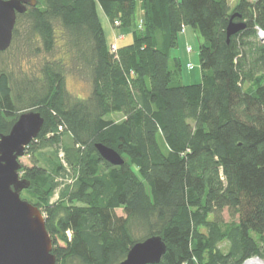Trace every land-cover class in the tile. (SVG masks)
<instances>
[{
    "label": "trees",
    "instance_id": "16d2710c",
    "mask_svg": "<svg viewBox=\"0 0 264 264\" xmlns=\"http://www.w3.org/2000/svg\"><path fill=\"white\" fill-rule=\"evenodd\" d=\"M97 5L131 28L116 57ZM232 15L244 27L227 39ZM20 19L49 58L15 77L0 68V135L27 109L44 118L19 172L56 264H116L152 235L166 250L147 264H264V0H37L14 34ZM184 25L198 37L197 83L170 59ZM70 74L88 91L71 93Z\"/></svg>",
    "mask_w": 264,
    "mask_h": 264
},
{
    "label": "water",
    "instance_id": "95a60500",
    "mask_svg": "<svg viewBox=\"0 0 264 264\" xmlns=\"http://www.w3.org/2000/svg\"><path fill=\"white\" fill-rule=\"evenodd\" d=\"M36 2L0 0V51L11 44L17 14L25 12L28 6H35ZM234 15L226 26L227 39L244 27L243 22L232 20ZM43 121L38 111L27 109L17 116L7 133L0 135V264H56L42 212L20 197V191L30 183L19 176V159L25 146L39 133ZM95 145L100 156L109 163H123L114 149L100 143ZM165 250L161 236L152 235L131 245L125 257L116 264L158 263Z\"/></svg>",
    "mask_w": 264,
    "mask_h": 264
},
{
    "label": "rangeland",
    "instance_id": "374dc122",
    "mask_svg": "<svg viewBox=\"0 0 264 264\" xmlns=\"http://www.w3.org/2000/svg\"><path fill=\"white\" fill-rule=\"evenodd\" d=\"M252 1V0H250ZM237 2V0H228L229 6L232 8L234 4ZM102 9L97 5V12L100 13V18L104 19L107 26H110V28L118 29L120 28L116 22L118 21H110L105 13L102 11ZM141 15V14H140ZM140 18V16H139ZM16 25L14 26V28ZM13 28V29H14ZM131 31V28H127ZM27 28L23 21V19H20L17 23V31L14 34H12V40L10 46L0 52V68L5 70L6 72L10 73L13 77L19 75L23 71H35L39 68L40 63L42 62L43 58H49V55L45 54V52L40 51L37 53V46H39V43L31 39L30 41L27 40L26 37ZM123 33L120 34L115 33V36L111 43L115 42L117 44V41L120 37H122ZM108 42V44L110 43ZM122 43V42H118ZM41 46V45H40ZM118 46V45H117ZM191 46L192 50L187 51L186 47ZM176 58L179 63V74L180 77H182V83H197L200 80V67H199V55H198V37L194 31V29L190 25H184L181 29V31L178 33L177 37V45L170 50V59L172 60ZM187 63H190L192 65L191 68L187 67ZM88 81L84 78H77L75 75H71L68 77V83L67 86L71 93H85L88 91L87 88ZM107 117H110L116 121H119L123 118L122 114L118 111H111L107 115ZM21 164L23 165H29L30 162L26 157H21L20 159ZM134 171L136 170L135 167H133ZM19 176H21L19 172ZM57 190V189H56ZM20 197L22 199H26L29 201H34L35 197L28 192L26 189L20 191ZM57 197V192H53L52 196L50 197V200H54ZM117 214H122V209L118 208L116 209ZM225 218L227 219L228 216L226 213H224ZM250 259H255L250 258ZM249 260V259H248ZM247 261V260H246ZM263 264V262H262Z\"/></svg>",
    "mask_w": 264,
    "mask_h": 264
},
{
    "label": "crops",
    "instance_id": "0c3cea01",
    "mask_svg": "<svg viewBox=\"0 0 264 264\" xmlns=\"http://www.w3.org/2000/svg\"><path fill=\"white\" fill-rule=\"evenodd\" d=\"M100 7V6H99ZM101 11V10H100ZM102 12V11H101ZM98 13V12H97ZM141 14V10L138 9L137 10V17H139ZM98 17H99V20L101 22V25H102V28H103V32H104V36H105V40H106V43L108 44V42L112 41L114 36H115V33H118L120 34L121 32L123 33L122 37H120L117 41V45L118 46H123L125 44H128L131 42V31L128 30L127 28H118V29H114V28H110V26H107L106 25V22H105V18L104 19H101L100 18V13H98ZM118 42H122V43H119ZM181 78V82H182V77ZM183 84H187V83H183Z\"/></svg>",
    "mask_w": 264,
    "mask_h": 264
},
{
    "label": "built area",
    "instance_id": "2783aa9c",
    "mask_svg": "<svg viewBox=\"0 0 264 264\" xmlns=\"http://www.w3.org/2000/svg\"><path fill=\"white\" fill-rule=\"evenodd\" d=\"M116 24H119V22H116ZM258 30V34H259V36L260 37H264V32L261 30V29H257ZM117 44L115 43V42H113V43H109L108 44V50H109V52L110 53H112L113 55H115V57L117 56L116 54H117ZM186 50L187 51H191L192 50V48H191V46H187L186 47ZM187 67L188 68H191L192 67V65L190 64V63H187ZM67 236H68V238L70 239V236H71V233H70V231H67ZM251 258H253V257H251ZM254 258H256V257H254ZM248 259H250V258H248ZM248 259H246V260H248ZM245 260V261H246Z\"/></svg>",
    "mask_w": 264,
    "mask_h": 264
},
{
    "label": "bare ground",
    "instance_id": "6f19581e",
    "mask_svg": "<svg viewBox=\"0 0 264 264\" xmlns=\"http://www.w3.org/2000/svg\"><path fill=\"white\" fill-rule=\"evenodd\" d=\"M244 264H262V262L261 260L255 258V259H249L245 261Z\"/></svg>",
    "mask_w": 264,
    "mask_h": 264
}]
</instances>
